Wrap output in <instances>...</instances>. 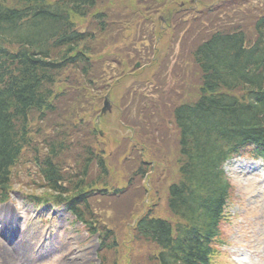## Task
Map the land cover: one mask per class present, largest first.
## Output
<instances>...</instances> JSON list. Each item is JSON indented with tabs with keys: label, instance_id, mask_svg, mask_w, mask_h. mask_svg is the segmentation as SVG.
<instances>
[{
	"label": "trees",
	"instance_id": "1",
	"mask_svg": "<svg viewBox=\"0 0 264 264\" xmlns=\"http://www.w3.org/2000/svg\"><path fill=\"white\" fill-rule=\"evenodd\" d=\"M107 1L0 0V201L9 197L12 169L31 151L49 198L64 202L89 226L96 223L97 217L87 210L88 192L96 185L93 176L104 180L109 168L103 152L93 146L94 139L82 135V129L76 131L86 122L76 126V113L66 109L69 115L57 129L52 126L54 136L42 129L57 107L54 102L73 94L82 98L76 94L82 92L80 84H95L102 62L117 64L123 53L134 51L131 43L116 48V22L100 8ZM146 1L152 5L150 12L163 3L169 9L165 17L177 31L186 24L177 19L182 9L175 10L170 1ZM231 21L195 35L192 27L187 31L199 90L194 101L173 112L181 159L180 178L167 186L169 218L153 216L154 210H149L133 226L135 238L156 248L145 255L152 264H210L220 244L221 211L231 191L223 162L247 142L256 144L258 154L264 153V14L248 22ZM145 23L142 19L139 24ZM66 85L75 91L56 88ZM85 133L96 136L95 130ZM42 137L48 139L38 147ZM104 235L105 251H119L115 231ZM111 235L114 238L107 242Z\"/></svg>",
	"mask_w": 264,
	"mask_h": 264
},
{
	"label": "rangeland",
	"instance_id": "2",
	"mask_svg": "<svg viewBox=\"0 0 264 264\" xmlns=\"http://www.w3.org/2000/svg\"><path fill=\"white\" fill-rule=\"evenodd\" d=\"M168 1L175 10L182 3L185 6L192 1L191 4L201 8V13L209 7L212 9L224 2V7L220 9L217 16L222 23L227 20L244 19L242 17L244 15L239 14L237 5L243 2L245 5H257L258 0ZM148 2L146 0H108L100 7L110 14L109 18L113 21L130 14L132 8L139 11L142 19L149 14L151 20L148 19V21L153 27L162 28V36L159 39L153 38L154 44H151L149 48L146 47L149 41L148 36H139L133 44L135 55L127 51L123 53L124 56L117 64L106 62L107 60L102 62L96 70V73L100 75L96 83L83 81L78 88V91L82 92H76L82 97L78 100L73 94V97L68 100L54 102L57 107L48 116V121L43 126L47 132H51L53 128L57 129V125L69 115L64 110H73V114L76 113L73 124L77 123L78 126L86 122L80 127L84 132L81 133L84 136H90L91 140L94 139L93 146L99 153L103 152L109 168L106 179L93 176L96 185L92 189L113 190L129 186V190L121 199H105L101 196V192L89 196L87 210L92 216L97 217L98 223L105 224V229L115 231L119 245V251L111 250L106 254V264H114L115 260L117 264H152L145 255L155 251L156 248L137 238L135 240L132 228L135 220L149 210H154L153 216L169 218L165 203V198L168 196L167 186L180 178L178 168L181 155L178 131L173 124L170 107L166 106L167 110H165L166 126L169 129L165 128V122H162L164 128L161 129L149 126L136 115L138 113L137 109L135 111L136 92L145 102L147 101L145 99H148L147 96L153 94V98L164 95L171 99L175 98L179 103L194 99L196 92L194 88H197L194 83L199 81L198 70L191 62L188 51L178 43L175 35L167 33L165 24H159L169 9L164 8L162 3L159 10L150 12L152 5L147 4ZM154 2L156 3V0ZM7 4L13 5L12 2ZM240 9H243V6ZM244 11L252 12L253 10L244 8ZM192 13L196 12L190 11L188 17L192 16ZM231 14L234 17L232 19L228 17ZM184 15L181 14V16ZM132 24L134 23L129 26ZM112 31L114 35L118 34L116 48L129 46L128 43L134 38L132 37L134 32L127 36L121 35L116 25ZM188 42L191 43V38ZM136 53L139 55L136 56ZM177 54L181 56L177 60H181L183 64L186 63V68L181 75L174 70L173 66ZM163 55L166 56V60H162ZM133 56L135 57L131 63L130 57ZM135 64L139 67H135ZM170 71L176 74H170ZM171 77H174L173 83ZM155 80L157 81L156 89L153 88ZM191 84H193L192 87L187 86ZM67 85L56 86V88L75 91L74 87ZM178 86L183 87L181 98L175 93V87ZM105 96L109 97L110 109L102 114ZM126 97H128L127 100H125ZM133 101L136 104L132 103ZM80 118H82L81 122ZM133 122L134 128H132ZM142 125L145 127L143 135L137 130ZM93 130L96 131L95 137L85 133ZM160 131H164L163 136L160 135ZM50 134L55 135L54 132ZM67 138L70 140L69 135ZM74 143L72 142L71 145ZM134 144L137 147L135 160L130 159L134 156L131 152ZM251 157L252 155L246 154L224 162V171L231 184L233 202L229 205V211L233 216L228 226L223 228L227 244L225 247L218 248L219 255L215 257L213 264H264V159L255 160ZM71 162V160L68 161V163ZM139 167L147 168L144 176L137 172ZM12 171L13 191L10 200L0 203V219L12 217L14 226H11L16 230V234H13L9 227L3 230L0 228V264H65L70 256L76 254L79 256L73 264H99L96 258L95 236H90L81 224L74 222L63 206H53V204L49 206L48 203L34 204V201L26 198L27 195L48 196L46 187L41 185L37 170L32 163V152H25ZM127 196L130 197L126 198ZM52 207L56 211L54 215L57 225L52 233L43 237L41 229L45 221L41 220H48L47 214H52L53 210H49ZM138 255L139 258L136 261Z\"/></svg>",
	"mask_w": 264,
	"mask_h": 264
},
{
	"label": "water",
	"instance_id": "3",
	"mask_svg": "<svg viewBox=\"0 0 264 264\" xmlns=\"http://www.w3.org/2000/svg\"><path fill=\"white\" fill-rule=\"evenodd\" d=\"M108 108H110V106H109V102H108L107 99H106V100H105V105H104L102 111L105 112Z\"/></svg>",
	"mask_w": 264,
	"mask_h": 264
},
{
	"label": "bare ground",
	"instance_id": "4",
	"mask_svg": "<svg viewBox=\"0 0 264 264\" xmlns=\"http://www.w3.org/2000/svg\"><path fill=\"white\" fill-rule=\"evenodd\" d=\"M10 223H11V222H10ZM65 264H70V263H69V261H67V263H65Z\"/></svg>",
	"mask_w": 264,
	"mask_h": 264
}]
</instances>
